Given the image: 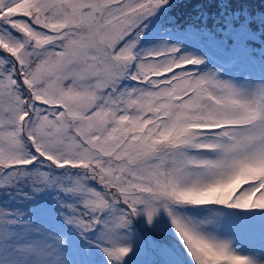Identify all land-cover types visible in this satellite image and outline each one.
I'll list each match as a JSON object with an SVG mask.
<instances>
[{
    "label": "snow or ice",
    "instance_id": "obj_1",
    "mask_svg": "<svg viewBox=\"0 0 264 264\" xmlns=\"http://www.w3.org/2000/svg\"><path fill=\"white\" fill-rule=\"evenodd\" d=\"M167 2L0 0V264H125L161 208L192 264H256L185 209H264V85L140 48Z\"/></svg>",
    "mask_w": 264,
    "mask_h": 264
},
{
    "label": "rangeland",
    "instance_id": "obj_2",
    "mask_svg": "<svg viewBox=\"0 0 264 264\" xmlns=\"http://www.w3.org/2000/svg\"><path fill=\"white\" fill-rule=\"evenodd\" d=\"M192 18H195L192 23L193 30L198 28L196 20L208 23L205 28L209 27L215 32L214 35H208L209 42L223 49L222 53H230L236 43L242 46L240 63L237 59L232 67L221 68L213 62H202L199 65L205 66L209 63L202 73L215 74L218 79L229 81L249 91L264 85V75L260 72L262 67L256 70V65L251 59V55L264 52V0H168L144 21L145 27L139 47L148 49L176 45L184 47L183 51H179L181 55H192L201 60L207 58L203 52L208 57L218 56L210 44L195 42L193 34L190 35L192 40L188 37L186 41L179 42L176 39H183L185 36L173 32L163 34L160 31L168 28V25L161 26L162 21H167L168 24L182 21L180 23L182 25L185 22L188 24V19ZM215 23L216 27L213 26ZM148 40L150 44H146ZM185 211L187 215L202 222L203 231L230 242L235 253L251 257L256 264H264V247L261 246V242L258 240L257 244L248 246L244 239L240 216L248 219L249 214L212 209L210 211L213 215H208V210L196 216L193 212L200 210L187 208ZM250 220L255 225L264 227L261 218ZM127 235L133 251L125 258V264H192L191 257L179 242L170 218L162 208L151 223L143 212L133 216ZM174 256L177 257V261L172 260ZM96 264L101 262L97 260Z\"/></svg>",
    "mask_w": 264,
    "mask_h": 264
},
{
    "label": "trees",
    "instance_id": "obj_3",
    "mask_svg": "<svg viewBox=\"0 0 264 264\" xmlns=\"http://www.w3.org/2000/svg\"><path fill=\"white\" fill-rule=\"evenodd\" d=\"M194 213V215H196V216H198V215H200V212H193ZM172 260L174 261V260H176L177 261V257L176 256H174V258H172Z\"/></svg>",
    "mask_w": 264,
    "mask_h": 264
}]
</instances>
